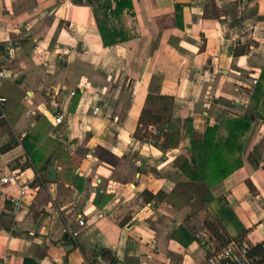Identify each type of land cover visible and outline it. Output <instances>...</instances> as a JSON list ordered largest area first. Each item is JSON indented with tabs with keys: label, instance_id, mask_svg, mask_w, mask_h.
Returning <instances> with one entry per match:
<instances>
[{
	"label": "crops",
	"instance_id": "1",
	"mask_svg": "<svg viewBox=\"0 0 264 264\" xmlns=\"http://www.w3.org/2000/svg\"><path fill=\"white\" fill-rule=\"evenodd\" d=\"M114 24L104 46L85 0H0V177H17L0 189L31 186L17 214L0 194V264H205L206 215L227 243L264 241V0H131ZM143 108L158 145L133 137Z\"/></svg>",
	"mask_w": 264,
	"mask_h": 264
},
{
	"label": "trees",
	"instance_id": "2",
	"mask_svg": "<svg viewBox=\"0 0 264 264\" xmlns=\"http://www.w3.org/2000/svg\"><path fill=\"white\" fill-rule=\"evenodd\" d=\"M78 2H82V0H78ZM85 2L91 5L93 8V11L97 19L100 36L104 46L125 39V35L121 34L123 32V29L121 27L116 26L114 24V20L119 19L121 17L124 8L131 7V0H85ZM150 96L151 95H148V98ZM165 99H167V97H165ZM251 112L252 111H249L247 113L245 117L246 120L250 119L251 114H254ZM0 117H1V111H0ZM163 118L164 117L159 113H156L148 108H143L140 112L137 125L134 129L133 137L138 140H143L146 137L152 135L154 139V145H158L157 142L164 135L165 122L163 121ZM2 125H4V120L0 119V126ZM149 125L158 127L159 133L153 135L148 128ZM21 142L29 157V162L27 166L34 168L36 172H40L41 170L45 171L50 163L53 154H50L49 156H44L42 154L41 150L38 149L39 137L27 133L23 137ZM40 163H42L41 166H39ZM263 169H264V165H263ZM44 180L45 178L43 179V181ZM36 181L38 180L36 179ZM32 186H35V182L32 184ZM142 194L148 196L151 199L155 196L151 192H148L147 190L143 191ZM161 195L162 192L159 191L155 197L159 198L161 197ZM203 222L204 225L206 226L208 233L210 234V239H212L215 243L214 245L215 251L219 250L222 246L227 244L228 234L221 226H219V224L216 223V221L213 218L206 217ZM178 231H180L182 235L185 237L186 240L182 241L183 244L185 245L193 241H199L201 238L203 239V237H198L195 234L190 235L184 227H178ZM64 238L68 239L69 237L68 235H64ZM263 243L264 241L254 246L250 250L249 254L252 255L256 253L258 254L262 253ZM263 261L264 259H261V262ZM23 262L24 264H37L33 259H29V258H24Z\"/></svg>",
	"mask_w": 264,
	"mask_h": 264
},
{
	"label": "built area",
	"instance_id": "3",
	"mask_svg": "<svg viewBox=\"0 0 264 264\" xmlns=\"http://www.w3.org/2000/svg\"><path fill=\"white\" fill-rule=\"evenodd\" d=\"M13 47V42H10L9 49H12ZM7 76L9 75L6 74V71L0 70V78H4ZM254 83H256V80H254ZM4 102L5 97L0 96L1 117L4 116ZM98 111V107L93 108L94 113H97ZM63 117L64 116L62 114H56L53 118L54 122L57 124L61 123L63 121ZM148 128L153 135L159 133L158 127L149 125ZM145 140L149 144H154L152 135L146 137ZM157 143H159V141ZM16 178L17 177L15 176L14 172L10 171L0 177V183L4 185L15 183ZM30 189L31 186L29 184V181L26 180L17 186V195H12L11 193L3 191L1 189L0 194L4 195V197L10 202L12 213L17 214L21 208L23 197L27 195ZM77 224L78 228L64 226L62 229V233L64 235H68L74 240L77 239L82 233L81 228L85 226V222L82 217L78 218ZM260 228L262 233L264 234V222L260 224ZM209 246L210 247L207 248V255L204 262L205 264H264V261L261 262V259H264V243L262 244V253H256L252 255L249 254L252 247L248 246L245 241H230L216 251L214 250V247H211V244Z\"/></svg>",
	"mask_w": 264,
	"mask_h": 264
},
{
	"label": "water",
	"instance_id": "4",
	"mask_svg": "<svg viewBox=\"0 0 264 264\" xmlns=\"http://www.w3.org/2000/svg\"><path fill=\"white\" fill-rule=\"evenodd\" d=\"M53 164H54V159H51V161H50V164L48 165V169H47V171H48V175H47V178L48 179H54L55 178V170H54V168H53ZM205 242H206V240H205ZM210 246L209 245H207V247H205V248H209Z\"/></svg>",
	"mask_w": 264,
	"mask_h": 264
},
{
	"label": "rangeland",
	"instance_id": "5",
	"mask_svg": "<svg viewBox=\"0 0 264 264\" xmlns=\"http://www.w3.org/2000/svg\"><path fill=\"white\" fill-rule=\"evenodd\" d=\"M160 107H161V106H160ZM0 119H4V116H3V117H0ZM28 161H29V160H28ZM206 217H208V218H209V217H211V216H209V215H206ZM211 218H212V217H211ZM209 220H210V219H209ZM197 228H198V229H199V228H201V225H200L199 227H197ZM198 229H197V230H198Z\"/></svg>",
	"mask_w": 264,
	"mask_h": 264
}]
</instances>
